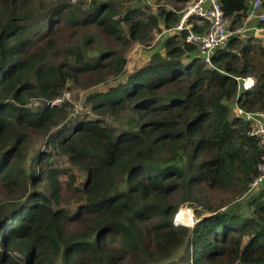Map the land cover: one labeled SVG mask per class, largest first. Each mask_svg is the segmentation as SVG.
Returning <instances> with one entry per match:
<instances>
[{
	"label": "trees",
	"instance_id": "trees-1",
	"mask_svg": "<svg viewBox=\"0 0 264 264\" xmlns=\"http://www.w3.org/2000/svg\"><path fill=\"white\" fill-rule=\"evenodd\" d=\"M161 1L90 0L84 10L0 0V264H177L184 244L189 264H264V199L247 203L251 215L225 208L263 161L251 123L228 103L264 112V24L244 38L253 0H217L232 36L210 65L175 30L161 54L127 71L126 49L174 29L195 0H166L178 10ZM208 24L186 23L197 35ZM71 88L86 91L73 118L67 101L54 103ZM29 100L43 105L31 111ZM106 114L113 123L98 120ZM51 129L52 151L27 160L29 139ZM56 154L71 171L52 167ZM63 190L74 212L60 206ZM185 203L210 215L173 225Z\"/></svg>",
	"mask_w": 264,
	"mask_h": 264
},
{
	"label": "rangeland",
	"instance_id": "rangeland-1",
	"mask_svg": "<svg viewBox=\"0 0 264 264\" xmlns=\"http://www.w3.org/2000/svg\"><path fill=\"white\" fill-rule=\"evenodd\" d=\"M35 1V8L38 9L39 8V4L41 2L45 3V5L48 6H52L54 4H58V3H68L69 6L73 7V6H77L81 9H86L87 8V4L89 3L90 0H34ZM108 1H118V3H121V1H124L126 3H128L130 6H135V7H139L143 5L142 0H108ZM159 5L164 6L166 9L170 10V9H174V10H178L181 7L179 6V4H175L172 3L171 1H161L159 2ZM149 9L147 10V12L149 14L151 13H158V10H156L157 5L155 4H151L149 3ZM182 12V10L180 11V13ZM160 20V18H159ZM258 19L253 18L252 22L253 24L251 25L250 23H248L246 25V22L242 24L241 28L239 29V31L237 33L241 34L242 36H247L250 34H253L254 36L256 34H258ZM161 22V20H160ZM195 22V21H194ZM260 24H264L262 22H260ZM228 26H229V19L227 21V30H228ZM247 27H251L254 28L253 30H251V28L248 30V32H246V28ZM229 32V31H228ZM230 33V32H229ZM233 34V33H232ZM152 38L150 40V42L148 44H140V43H133L131 46H129L126 49V59H127V71H133L136 70L137 68L141 67L142 65H145L147 62H149L151 56L153 54H161L162 50H163V44H164V40L167 38L166 36L169 34L167 33V30L160 28V32H158L157 34L155 32H153L152 34ZM231 33H230V37H231ZM207 63V62H206ZM207 65H210L207 63ZM250 77L245 78L244 80L247 81V83H250L251 81H249ZM252 79V78H251ZM243 80V81H244ZM253 80V79H252ZM243 83V82H242ZM253 84H254V80H253ZM86 91H81L78 88H71V90L69 91H63V94L60 98H58L59 100H56L54 103H56L55 105H60L63 101H67L70 104V108L68 109V117L69 118H73L74 115L80 111L83 106L85 105V101H84V95H85ZM43 103L39 102V101H35V100H29L28 101V108L33 111L36 108H38L39 106H42ZM228 106L230 108L231 111V115L232 117L235 115V107L234 110L230 107L231 103H228ZM104 118L105 121H107V124H111L113 123V118H111V116H109L108 114L106 115H102L101 118H99L98 120L101 121V119ZM121 122H123V119L120 118ZM120 122V124H121ZM56 131V129H51L50 132L47 135H40V134H34L32 136V138L29 139V153L26 155L27 160L32 161L33 159H35V156L37 153H44V151H52L50 150V140L49 137H51L54 132ZM53 166L54 168L58 169L59 171L62 172H69L71 171V167L68 165V161L66 159V157H59L58 154H56L53 157ZM75 169V168H74ZM29 170H31V168H29ZM76 185L81 186L80 184V179L82 177L80 171L78 172L76 169ZM67 179V175L63 172L60 175V180L62 181V183L66 182ZM255 190V189H254ZM254 190L251 188V184L249 186V189H247V191L240 196L238 199H236L234 202H232L229 206L225 207L227 210H231V211H235L237 214H242V215H251L252 213V207L251 206H247V203H249L251 200L255 199V198H260V199H264V195L261 196V194H264V189H261L257 192H254ZM31 189L29 188V192H27V196L30 194ZM36 192H44L45 194H48V191H44V188H37ZM27 196H25L23 199H25ZM77 203L72 199V194L71 192H68V190H63L62 193V199L60 202V206L62 208H66L69 209L71 211L74 212V209L76 208ZM183 207V208H181ZM195 206H190L189 204H182L178 209L176 214L173 217V225H184L187 226L189 228L193 227V225L199 221L201 218L203 217H207L210 214L209 213H205L201 210V208L197 205V209H200L198 212L199 214L197 215L195 213ZM224 208V209H225ZM179 211L184 212V214L182 215V217L180 218L179 222H177V215L179 213ZM188 224V225H187ZM170 262H175L177 264H189L188 260H187V253H186V245L184 244L181 248H179L178 250H176L172 257L169 260ZM59 260L55 259L54 263L55 264H59ZM152 264H163V263H152Z\"/></svg>",
	"mask_w": 264,
	"mask_h": 264
},
{
	"label": "built area",
	"instance_id": "built-area-1",
	"mask_svg": "<svg viewBox=\"0 0 264 264\" xmlns=\"http://www.w3.org/2000/svg\"><path fill=\"white\" fill-rule=\"evenodd\" d=\"M261 7L260 0H253L251 3L250 16L258 19L259 22L264 23V12L257 13ZM181 19L174 29L167 30V33H174V31H187L185 41L189 44L197 46L200 58L205 63H210L211 54L215 50H224L227 48L230 33L227 30L228 18L224 16L217 0H195L193 3L187 5L182 10ZM199 19L202 21H208L205 34H194L191 29L186 25L190 18ZM247 83L246 80L242 83V89L247 90L252 87L253 80ZM235 114L251 123L252 129L249 135L256 137L259 142V146L263 152V161L258 165V175L253 180L251 188L254 192L264 189V112H247L236 106ZM264 195V194H263Z\"/></svg>",
	"mask_w": 264,
	"mask_h": 264
},
{
	"label": "bare ground",
	"instance_id": "bare-ground-1",
	"mask_svg": "<svg viewBox=\"0 0 264 264\" xmlns=\"http://www.w3.org/2000/svg\"><path fill=\"white\" fill-rule=\"evenodd\" d=\"M183 214H184V212L179 211V213H178V215H177V218H176L178 223H180L179 220H180V218L182 217ZM187 225H188V224H187Z\"/></svg>",
	"mask_w": 264,
	"mask_h": 264
},
{
	"label": "crops",
	"instance_id": "crops-1",
	"mask_svg": "<svg viewBox=\"0 0 264 264\" xmlns=\"http://www.w3.org/2000/svg\"><path fill=\"white\" fill-rule=\"evenodd\" d=\"M254 17L250 16L249 14V19L247 21V24L250 23L251 25L253 24L252 20H253Z\"/></svg>",
	"mask_w": 264,
	"mask_h": 264
},
{
	"label": "clouds",
	"instance_id": "clouds-1",
	"mask_svg": "<svg viewBox=\"0 0 264 264\" xmlns=\"http://www.w3.org/2000/svg\"><path fill=\"white\" fill-rule=\"evenodd\" d=\"M251 79V78H250Z\"/></svg>",
	"mask_w": 264,
	"mask_h": 264
}]
</instances>
